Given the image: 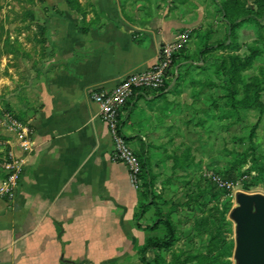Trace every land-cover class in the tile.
Wrapping results in <instances>:
<instances>
[{"label":"crops","instance_id":"0c3cea01","mask_svg":"<svg viewBox=\"0 0 264 264\" xmlns=\"http://www.w3.org/2000/svg\"><path fill=\"white\" fill-rule=\"evenodd\" d=\"M78 1L84 20L62 0L44 24L48 70L27 122L31 150L6 141L22 173L12 200L0 197V264H123L154 238L136 227L140 189L112 161L90 94L154 65L164 45L191 32L198 10L191 0H136L126 18L120 0ZM179 90L142 91L122 109L121 132L135 154L170 140L190 105ZM3 179L0 170V187Z\"/></svg>","mask_w":264,"mask_h":264},{"label":"rangeland","instance_id":"374dc122","mask_svg":"<svg viewBox=\"0 0 264 264\" xmlns=\"http://www.w3.org/2000/svg\"><path fill=\"white\" fill-rule=\"evenodd\" d=\"M61 1L0 0V169L10 160L6 141L17 131L13 123L29 129L28 119L37 112L34 91L46 77L49 58L44 24L58 13ZM134 1L120 0L126 18ZM259 1L189 2L198 10L192 13L189 48L175 54L166 82L180 88L189 109L184 119H176L170 140L136 153L151 179L149 211L140 225L160 223L152 234L165 240L167 217L176 237L168 250L149 249L144 255L149 263L237 264L236 222L230 218L239 208L236 195L264 197V175L257 186L243 189L257 176L254 162L264 167V12ZM229 23L236 27L233 36ZM223 43L237 49L204 51ZM249 104L252 108H241ZM142 185L140 179L141 195L147 194ZM123 264H141L137 250Z\"/></svg>","mask_w":264,"mask_h":264},{"label":"built area","instance_id":"2783aa9c","mask_svg":"<svg viewBox=\"0 0 264 264\" xmlns=\"http://www.w3.org/2000/svg\"><path fill=\"white\" fill-rule=\"evenodd\" d=\"M189 31H183L174 37L173 42L164 45L159 52L157 62L143 73L126 76L113 89L96 90L90 94L91 101L97 106L101 122L108 130L111 140V159L127 168L130 185L139 190L140 162L121 132L120 113L133 97L142 91H159L168 80L167 72L172 65L173 56L186 48ZM17 131L14 139L18 148L29 152L32 148L30 131L13 123ZM10 160L1 165L4 179L1 182L0 197L12 200L22 173V161L9 154Z\"/></svg>","mask_w":264,"mask_h":264},{"label":"trees","instance_id":"16d2710c","mask_svg":"<svg viewBox=\"0 0 264 264\" xmlns=\"http://www.w3.org/2000/svg\"><path fill=\"white\" fill-rule=\"evenodd\" d=\"M63 1L68 6V8H70V10H72L74 13H76V15H79L82 18V20H84V18L86 16L85 10L82 9V6H81V4L79 3L78 0H63ZM256 5L262 10V12H264V0H260L259 2H256ZM235 28H236L235 24L229 23V35L230 36L234 35ZM81 31H82V33H85L86 32V28L82 27ZM190 33L191 32H189V38L191 37ZM221 48L229 49V50L233 51V50L237 49V46L235 44H229L228 45L226 43H223L222 45H219V46L214 47V48H206V49H204V51H207V50H212L213 51V50L221 49ZM183 50H181V51H183ZM181 51H179V52H181ZM174 59H175V55L173 56L172 63H173ZM233 67H235V66H233ZM236 73H237V70L234 69V68L230 71V78L232 80L234 79ZM179 78L180 77H177L176 80H179ZM166 82L164 83V87L167 86ZM240 102H242V101H239L238 104H241ZM241 108L250 109V108H252V105H250V104L249 105H242ZM262 112H264V109L260 110V113H262ZM255 130H256V126H254L252 128V130H251L252 133H254ZM139 162H140V167H141L140 177H141V175H143V178L141 177L140 179L143 180V185L142 186H143V188L147 189V191H146L147 194L141 195L142 201L140 202V204L138 206V214L136 215V227L141 228L144 231L152 232V231H154L156 229V227L160 223H154L151 226L143 227V226L139 225L138 222H137L138 220H140L149 211V203L147 202V200H148L149 190H151V179H150V176H149L148 172L146 171L145 165H143L140 160H139ZM253 166H254L253 167L254 170L257 171V176L255 178H252L250 182H245L243 184V189L244 190H248L250 187L257 186L258 184L261 183L260 176L264 175V167H259L256 162H254ZM223 174L226 175V177H228L226 172H224ZM162 225L166 229L167 235H168L165 240H160V239H156V238H150V239H147L145 241L143 246L137 248V253L139 254V260H140L141 264H152V263H149L144 257L145 253L149 249L158 250V251L159 250H168L171 247L172 243L175 241V238H176L175 237V231H174V228L172 226L171 221L167 217H164Z\"/></svg>","mask_w":264,"mask_h":264},{"label":"water","instance_id":"95a60500","mask_svg":"<svg viewBox=\"0 0 264 264\" xmlns=\"http://www.w3.org/2000/svg\"><path fill=\"white\" fill-rule=\"evenodd\" d=\"M236 202L230 218L236 222L237 264H264V197L238 193Z\"/></svg>","mask_w":264,"mask_h":264}]
</instances>
